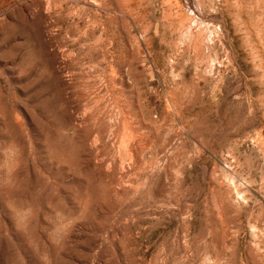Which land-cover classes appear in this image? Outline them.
I'll use <instances>...</instances> for the list:
<instances>
[{"label": "rangeland", "instance_id": "1", "mask_svg": "<svg viewBox=\"0 0 264 264\" xmlns=\"http://www.w3.org/2000/svg\"><path fill=\"white\" fill-rule=\"evenodd\" d=\"M0 264H264V0H0Z\"/></svg>", "mask_w": 264, "mask_h": 264}]
</instances>
